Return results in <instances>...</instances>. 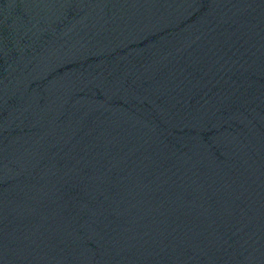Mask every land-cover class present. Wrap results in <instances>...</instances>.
<instances>
[{"label":"water","instance_id":"water-1","mask_svg":"<svg viewBox=\"0 0 264 264\" xmlns=\"http://www.w3.org/2000/svg\"><path fill=\"white\" fill-rule=\"evenodd\" d=\"M0 264H264V0H0Z\"/></svg>","mask_w":264,"mask_h":264}]
</instances>
